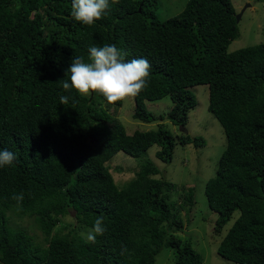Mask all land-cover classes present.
<instances>
[{
	"label": "trees",
	"instance_id": "1",
	"mask_svg": "<svg viewBox=\"0 0 264 264\" xmlns=\"http://www.w3.org/2000/svg\"><path fill=\"white\" fill-rule=\"evenodd\" d=\"M88 26L71 15L72 0H0V150L15 154L0 168V264H154L163 248L175 264H203L188 239L180 211L195 202L193 188L171 199L176 185L157 178L150 161L118 186L107 163L121 152L169 163L176 145H204L202 138L173 135L183 129L197 100L191 87L208 88V111L221 125L226 145L204 188L216 214L219 257L232 264H264V43L228 52L238 36L231 0H187L176 16L159 20L155 0H118ZM114 44L125 62L146 59L148 87L134 100L133 119L160 122L156 130L127 134L98 93H65L72 57L88 59L90 46ZM70 97L61 105L60 96ZM170 97L155 116L146 102ZM23 194L21 202L14 195ZM73 213L67 233L57 230ZM237 213V216H235ZM27 218L44 245L10 217ZM103 217L106 231L89 243L77 232ZM69 224L65 226L68 227Z\"/></svg>",
	"mask_w": 264,
	"mask_h": 264
},
{
	"label": "rangeland",
	"instance_id": "2",
	"mask_svg": "<svg viewBox=\"0 0 264 264\" xmlns=\"http://www.w3.org/2000/svg\"><path fill=\"white\" fill-rule=\"evenodd\" d=\"M156 7L152 8L155 17L163 21L178 15L184 8L187 0H155ZM236 15H240L237 23L238 36L228 46V52L264 43V0H231ZM197 104L188 113L186 126H173L164 120L163 124L173 134L182 132L191 138H202L204 145L194 147L192 144L185 146L176 145L171 162L164 163L158 160L155 153L158 146L153 145L147 152L138 158H131L124 153L115 154L107 163L114 182L118 186L126 184L134 177L138 166L144 161L152 162L159 170L157 178H163L167 182L176 185L177 189L171 193V199L181 202V193L187 188H193L195 202L188 212L180 211L183 226L174 235L182 240L188 239L203 259V264H232L218 256L216 249L231 222L225 226L220 235L213 232L216 214L207 206L204 188L206 182L215 175L218 160L226 145L223 129L215 117L208 111V88L205 85L193 86ZM172 107L170 97L161 100L146 102V108L155 116L166 115ZM110 113H115L114 118L125 128L127 134L134 131L156 130L159 121L144 123L133 119L134 100L132 97L122 101V105L115 112L109 108ZM237 216V213H235ZM63 224L57 226V230L67 233L72 230L70 225L74 224L73 213L63 218ZM10 224L14 228L26 229L34 237L35 243L43 246L44 236L27 218L19 219L11 216ZM69 224L68 227L65 225ZM90 229H79L77 232L86 233ZM84 238V236H82ZM174 251L163 248L156 255L154 264H175Z\"/></svg>",
	"mask_w": 264,
	"mask_h": 264
},
{
	"label": "clouds",
	"instance_id": "3",
	"mask_svg": "<svg viewBox=\"0 0 264 264\" xmlns=\"http://www.w3.org/2000/svg\"><path fill=\"white\" fill-rule=\"evenodd\" d=\"M113 4L118 0H111ZM110 8L109 0H72L71 15L84 25L91 26L101 20ZM88 59L72 57L65 78L59 80L65 93L75 91L80 96L92 93L102 95L109 104L135 97L148 87L150 64L146 59H132L125 62L120 49L114 44L90 46ZM70 97L60 96L61 105ZM16 156L6 149L0 150V168L13 165ZM18 203L23 194L14 195ZM106 228L103 217H97L90 230L81 233L89 243H96V237L103 235Z\"/></svg>",
	"mask_w": 264,
	"mask_h": 264
},
{
	"label": "water",
	"instance_id": "4",
	"mask_svg": "<svg viewBox=\"0 0 264 264\" xmlns=\"http://www.w3.org/2000/svg\"><path fill=\"white\" fill-rule=\"evenodd\" d=\"M236 22L238 23V21H239V19H240V15H236ZM183 130H185V129H183Z\"/></svg>",
	"mask_w": 264,
	"mask_h": 264
}]
</instances>
